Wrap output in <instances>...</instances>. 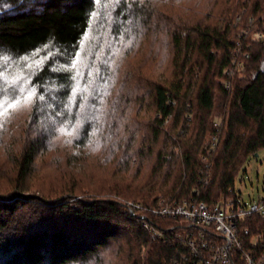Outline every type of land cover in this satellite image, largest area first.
Listing matches in <instances>:
<instances>
[{
  "label": "trees",
  "instance_id": "16d2710c",
  "mask_svg": "<svg viewBox=\"0 0 264 264\" xmlns=\"http://www.w3.org/2000/svg\"><path fill=\"white\" fill-rule=\"evenodd\" d=\"M181 1L0 0V99L35 91L0 129V264H182L126 204L234 196L264 149V0Z\"/></svg>",
  "mask_w": 264,
  "mask_h": 264
},
{
  "label": "built area",
  "instance_id": "2783aa9c",
  "mask_svg": "<svg viewBox=\"0 0 264 264\" xmlns=\"http://www.w3.org/2000/svg\"><path fill=\"white\" fill-rule=\"evenodd\" d=\"M214 127L205 144L207 153L218 142V123ZM202 160L206 170L201 178L207 183L209 164ZM233 194L215 204L192 196L182 201L159 198L153 208L128 202L125 208L130 215H140L151 238L180 244L182 264H264V195L245 202L234 188ZM142 212L171 224L159 229Z\"/></svg>",
  "mask_w": 264,
  "mask_h": 264
},
{
  "label": "rangeland",
  "instance_id": "374dc122",
  "mask_svg": "<svg viewBox=\"0 0 264 264\" xmlns=\"http://www.w3.org/2000/svg\"><path fill=\"white\" fill-rule=\"evenodd\" d=\"M181 2L182 3H193V2H196V0H183ZM205 2H206V0H202V4H205ZM134 40H136V39L131 40L132 49H135L138 47L140 52H142L145 49V46L147 45L146 41H145V43L143 41L138 43V41H134ZM129 43L130 42H125L124 44H129ZM236 52H238V51L234 50L235 55H236ZM139 56H140L139 54H136L133 59H137ZM20 97H22V96L20 95L16 98H20ZM1 99H6L9 102H11V100L13 98L8 99V98L4 97ZM32 102H33V100H32ZM31 108H32V103L27 104V105H21L17 109L11 111V114L6 119L0 120V129H1V125H2V129L5 130V132L7 131V127H5V124H6L5 122H11V123H13L12 125H14L15 123H16V125L28 123V118L31 116L30 115L31 114ZM8 132L9 131H7L6 133H8ZM65 134L66 133L63 132V135H57L55 137V139H58L60 142H63L67 138V136H65ZM62 148H64V147H62ZM88 148H90V147H87V149H83V151L85 153H87L88 157H94L95 156L94 154H97L96 151L91 149V148H90V150H92V151H90ZM67 149H71L70 146H67ZM46 152H47V155H44L43 158L48 157V154H50V150L46 151ZM68 152H71V150H69ZM75 152H77V151H75ZM75 152L73 154H75ZM210 168L211 167H208V169H210ZM49 170L50 169H44L41 172L42 174L44 173V175L39 176L40 174H37V175L33 176L36 184L39 181L48 182V180H45L44 178L41 179V177L49 174L48 172H44V171H49ZM99 170L102 171V168L99 167ZM93 172H95V170H93L91 173H93ZM208 174L210 175V172H208ZM46 177L49 178L48 176H46ZM48 183H45V184H48ZM36 184L31 183V180H30V186H36ZM40 188H42V187H40ZM234 191H235V193L241 195L242 199L245 202H250V200L256 199V197L264 195V149L261 150L256 157L250 158L242 166V168L240 169L238 175L236 176V178L234 180ZM159 198H162V197L159 196ZM118 199L124 200V198L121 196H119ZM153 207H155V206L148 207V208H153ZM163 220H165V219H163ZM168 221H170V220H168ZM169 224H171V221L167 225H169Z\"/></svg>",
  "mask_w": 264,
  "mask_h": 264
},
{
  "label": "snow or ice",
  "instance_id": "6c2138e0",
  "mask_svg": "<svg viewBox=\"0 0 264 264\" xmlns=\"http://www.w3.org/2000/svg\"><path fill=\"white\" fill-rule=\"evenodd\" d=\"M118 2V0H117ZM77 56L79 54L77 53ZM76 60H73L72 67H76ZM16 81H13V84H15ZM23 91V89H21ZM35 96V91H29L26 95H22L20 98H13L11 102H9L6 99H0V120L6 119L10 114L11 111L17 109L21 105H27L32 103L33 97Z\"/></svg>",
  "mask_w": 264,
  "mask_h": 264
},
{
  "label": "water",
  "instance_id": "95a60500",
  "mask_svg": "<svg viewBox=\"0 0 264 264\" xmlns=\"http://www.w3.org/2000/svg\"><path fill=\"white\" fill-rule=\"evenodd\" d=\"M257 156V154L255 155V157Z\"/></svg>",
  "mask_w": 264,
  "mask_h": 264
}]
</instances>
